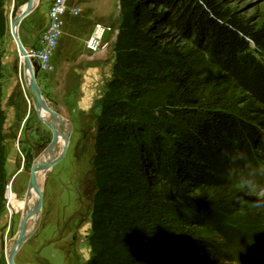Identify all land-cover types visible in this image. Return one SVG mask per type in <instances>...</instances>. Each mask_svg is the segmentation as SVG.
Masks as SVG:
<instances>
[{"label": "trees", "instance_id": "1", "mask_svg": "<svg viewBox=\"0 0 264 264\" xmlns=\"http://www.w3.org/2000/svg\"><path fill=\"white\" fill-rule=\"evenodd\" d=\"M119 9L91 162L88 264H205L218 255L264 264V251L230 223L236 185L263 176L264 19L251 24L225 0H119ZM7 31L0 0V74ZM236 96L256 104L258 117L238 109ZM2 99L0 81V221L8 185Z\"/></svg>", "mask_w": 264, "mask_h": 264}, {"label": "rangeland", "instance_id": "2", "mask_svg": "<svg viewBox=\"0 0 264 264\" xmlns=\"http://www.w3.org/2000/svg\"><path fill=\"white\" fill-rule=\"evenodd\" d=\"M75 1L71 0L72 7H76ZM26 2L28 0H5L9 32L7 31L3 40L0 74L5 101L3 105L2 99V105L8 125L4 134L8 153L7 180L8 184L13 183V191L21 200L30 190L31 171L39 156L50 148L51 143L59 144L54 141L52 130L37 114L35 96L25 85L23 56L19 55L15 38L10 32L9 16L13 5L20 8ZM102 2L103 0L98 1V5L104 4ZM112 4L108 11H111L114 18L108 23L85 24L80 9L78 16L68 14L52 61V71H41L38 63L33 62L41 94L68 124V128L61 126L60 130L69 143L65 157L50 167L45 176L41 191V210L36 220L37 228L32 238L25 242L19 255L17 254L18 264L38 263V260L45 259L42 254H46V258L55 264H86L75 255L74 236L84 242L81 254L83 260L86 256L87 259L90 257L87 237L91 234V212L96 194L91 162L95 155V139L102 103L114 74L115 41L120 25L119 0H113ZM225 7L251 24L257 25L264 19V0H225ZM28 24L30 21L24 27L28 28ZM97 25L106 28V32L101 51L92 54L86 46ZM175 45L182 46L183 43L177 41ZM37 47L38 44L31 49ZM10 88H13L11 93ZM237 97L235 98L240 101ZM244 101L245 98L241 97L242 104L237 102L238 109L258 117L253 112L258 106ZM261 118L264 119V114ZM258 154L264 163V151L259 150ZM262 170L261 182L236 185L234 198L238 210L230 223L246 236L254 248L264 251V165ZM26 210L24 208L9 215L6 200L0 221V258L3 257L6 262V245L11 247L15 243ZM175 226V235L182 233L178 224ZM201 236L217 245L223 243L205 230L201 231ZM205 264L238 263L218 255L207 260Z\"/></svg>", "mask_w": 264, "mask_h": 264}, {"label": "bare ground", "instance_id": "3", "mask_svg": "<svg viewBox=\"0 0 264 264\" xmlns=\"http://www.w3.org/2000/svg\"><path fill=\"white\" fill-rule=\"evenodd\" d=\"M35 1H36V3H38L39 0H35ZM15 8L18 10L17 12L20 15L21 13L25 12L28 9V2L24 5H22L20 8H17V7H15ZM9 18H10L9 19L10 20L9 21L10 22V32H12V36L15 38V36L13 35V26L16 25L15 30H16L17 35L19 36L17 30H18L20 24L14 22V20L11 18V12H10ZM15 42H16V40H15ZM22 63L24 64V75H25V81H26L25 85L30 89V87H29V83L31 80L30 67L26 63L24 57L22 58ZM32 66L35 70L34 64H32ZM45 102H46V100H45ZM34 103H35V109H36V102H34ZM39 112L47 120L51 121L53 124H56V120L59 117V114L56 113L49 104L46 107L40 108ZM61 126L68 128V124H67L66 120L60 119L59 124H57V126H56L57 132L53 133L54 134V141L58 142L59 144L57 145L56 143H54L52 145V147L45 150L39 156V160L37 161L38 163H40V167L36 171V180H37L38 189H34V188L30 189L28 194L26 195V197L23 200H21L18 198L16 193H14V191H13V183L8 184L5 197L7 200L8 214L9 215H13V213H15L16 211L23 210L24 208H27V210H29V212L26 210V212L24 211V213H25L26 221L27 222L29 221L28 216L34 212V209H35L37 202L39 200V193L43 189L45 176H46L47 172L50 170V166H46V164H48L51 161L59 158L60 155L62 154L64 148H65L66 138L64 136L65 134L62 133L60 130ZM58 136L60 137V141H59ZM34 217H35L34 220L29 222V224H28L27 234L35 228L36 220L38 219V215L36 214ZM13 245L14 244H12L11 247H8L6 245V255H7L8 261L10 260V250L13 247Z\"/></svg>", "mask_w": 264, "mask_h": 264}, {"label": "crops", "instance_id": "4", "mask_svg": "<svg viewBox=\"0 0 264 264\" xmlns=\"http://www.w3.org/2000/svg\"><path fill=\"white\" fill-rule=\"evenodd\" d=\"M75 1V0H74ZM98 1L101 0H76V7L81 10V14L83 16V21L85 24L91 25L93 23H108L112 21L114 18L113 14L111 15V11H108L109 8L112 7L113 0H103L101 5H98ZM55 0H39V3L37 7L33 10V12L23 20V22L20 24L18 28V34L19 37L24 45V47L33 48L35 45H37L38 40L40 36L43 34V32L47 29L49 24V11L54 4ZM27 3V2H26ZM25 4V3H24ZM71 5V0H70ZM100 6V7H99ZM19 8V7H17ZM30 21V24H28V28H25L26 22L28 23ZM13 88H10V93L12 92ZM4 98H3V105H4ZM13 115L15 114L14 108H12ZM22 125V123H21ZM7 122L5 129H7ZM33 236V235H32ZM32 238V237H31ZM30 238V239H31ZM76 246L75 255L79 258H81L82 262L85 261L86 264H88L89 259L83 260L82 258V252L84 248V242L82 240H78V237L74 236V243ZM24 246V245H23ZM23 248V247H22ZM22 250V249H21ZM20 250V251H21ZM19 251V252H20ZM86 252V251H85ZM19 255V253H18ZM18 255L15 257V264L17 263ZM45 259L38 260L39 262H35L32 264H55L51 260H48L46 258V254H42ZM86 255H89L86 254ZM41 256V257H43ZM0 264H7L6 260L3 259V257L0 258Z\"/></svg>", "mask_w": 264, "mask_h": 264}, {"label": "water", "instance_id": "5", "mask_svg": "<svg viewBox=\"0 0 264 264\" xmlns=\"http://www.w3.org/2000/svg\"><path fill=\"white\" fill-rule=\"evenodd\" d=\"M38 3H39V1H38ZM38 3H36L35 0H28V9L25 12L21 13L20 15L17 12L18 10L13 5L12 11H11V18L14 20L15 23L21 24L23 22V20L25 18H27L33 12V10L37 7ZM15 27H16V25L13 26V35L15 36V40H16V44H17V49H18L19 55L20 56L22 55L25 58L26 63L30 67L31 80H30V83H29V87H30L31 92L34 94L35 99H36V111H37V114H38L39 118L41 119V121L43 123H45L52 130L53 133L57 132V127L56 126H57V124H59V120L63 119V118L59 115V117L56 120V124H53L51 121L47 120L45 117H43L40 114L39 109L42 108V107H46L48 104H47V102H45V99H44V97L41 94V91L39 89V86H38V83H37V73H36V71L34 70V68L32 66L33 61L29 57L27 49L24 47L21 39L17 35ZM68 138H69V135H68ZM68 143L69 142H68V139H67L66 144H65V148H64L62 154L60 155V157L57 158L56 160H53L50 163L46 164V166L53 167L55 164L59 163L65 157L66 152H67ZM51 145H52V143H51ZM51 145L49 147H51ZM39 167H40V163L37 162L32 168L31 180H30V189H32V188L38 189L37 180H36V171H37V169ZM41 194H42V192L39 193V200H38L37 205H36V207L34 209V212L31 213L28 216L29 221L27 222L26 219H24V222L22 223V228H21V230L19 232V235H18L13 247L10 250V260L9 261L7 260V264H15L14 260H15L16 255L22 249V247L25 244V242L28 239H30L32 237V235L36 231L37 224L35 225V228L31 232H29L27 234L29 222L34 220V218H35L34 216L36 214L39 215V213H40L41 203H42V198H43V195H41Z\"/></svg>", "mask_w": 264, "mask_h": 264}, {"label": "built area", "instance_id": "6", "mask_svg": "<svg viewBox=\"0 0 264 264\" xmlns=\"http://www.w3.org/2000/svg\"><path fill=\"white\" fill-rule=\"evenodd\" d=\"M71 14L78 16L80 10L70 5V0H55L49 11V24L38 40L37 49L27 50L29 57L33 62H37L41 71H52L53 58L59 45V40L63 35L65 20ZM106 28L101 25L96 26L91 39L87 41V49L92 54L101 51L103 38Z\"/></svg>", "mask_w": 264, "mask_h": 264}]
</instances>
